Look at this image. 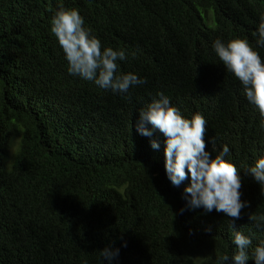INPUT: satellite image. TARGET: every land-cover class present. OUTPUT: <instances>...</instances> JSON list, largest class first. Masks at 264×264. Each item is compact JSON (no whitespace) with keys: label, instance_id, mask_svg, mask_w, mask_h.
I'll list each match as a JSON object with an SVG mask.
<instances>
[{"label":"trees","instance_id":"trees-1","mask_svg":"<svg viewBox=\"0 0 264 264\" xmlns=\"http://www.w3.org/2000/svg\"><path fill=\"white\" fill-rule=\"evenodd\" d=\"M60 9L77 10L102 51L125 52L117 76L146 83L114 93L70 75L50 31ZM262 18L264 0H0V264H233L237 231L254 264L264 185L247 170L264 158V126L213 44L246 39L264 61ZM161 94L203 116L210 159L229 148L248 203L239 219L188 208L190 179H168L163 134L137 133Z\"/></svg>","mask_w":264,"mask_h":264},{"label":"clouds","instance_id":"clouds-1","mask_svg":"<svg viewBox=\"0 0 264 264\" xmlns=\"http://www.w3.org/2000/svg\"><path fill=\"white\" fill-rule=\"evenodd\" d=\"M50 31L64 53L70 75L114 93H126L131 86L146 83L131 73L116 75L117 61L126 59L125 52L112 48L102 51L100 40L84 27V19L77 10H58L51 18ZM256 35L259 37L257 45L264 46V18ZM213 49L224 68L243 86L247 100L257 108L264 126V61L246 39H233L227 43L217 39ZM146 123L165 137L164 169L170 182L179 186L190 179V186L184 189L182 197L186 206L202 207L206 212L215 209L239 219L241 210L248 207V203L240 199L241 177L235 165L223 159L229 152L226 145L214 159L209 158V153L205 151L206 121L203 116L182 117L177 108L170 106L168 98L161 94L159 100L152 101L146 109L139 111L136 131L150 137L153 133L145 128ZM150 145L152 149L159 147L154 140L150 141ZM247 172L255 182L264 185V158L258 159ZM257 226L260 227L259 224ZM233 242L237 247L232 257L233 264H245L251 240L237 231ZM118 254L119 250L109 248L100 251V256L109 262ZM253 255L254 264H264V246L256 247ZM221 260L228 261L229 257L224 255Z\"/></svg>","mask_w":264,"mask_h":264},{"label":"rangeland","instance_id":"rangeland-1","mask_svg":"<svg viewBox=\"0 0 264 264\" xmlns=\"http://www.w3.org/2000/svg\"><path fill=\"white\" fill-rule=\"evenodd\" d=\"M206 24H207V26H211V27L214 26V22H213V20H211V22H209V23L206 22Z\"/></svg>","mask_w":264,"mask_h":264}]
</instances>
